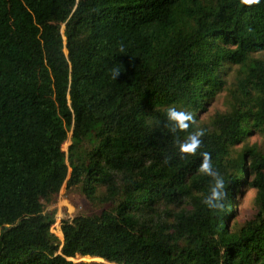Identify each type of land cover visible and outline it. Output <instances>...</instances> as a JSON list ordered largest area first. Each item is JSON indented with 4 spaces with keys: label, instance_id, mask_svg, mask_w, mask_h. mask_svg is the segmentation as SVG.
Masks as SVG:
<instances>
[{
    "label": "trees",
    "instance_id": "obj_1",
    "mask_svg": "<svg viewBox=\"0 0 264 264\" xmlns=\"http://www.w3.org/2000/svg\"><path fill=\"white\" fill-rule=\"evenodd\" d=\"M263 52L264 0H0V264H264ZM63 186L98 212L59 240Z\"/></svg>",
    "mask_w": 264,
    "mask_h": 264
},
{
    "label": "rangeland",
    "instance_id": "obj_2",
    "mask_svg": "<svg viewBox=\"0 0 264 264\" xmlns=\"http://www.w3.org/2000/svg\"><path fill=\"white\" fill-rule=\"evenodd\" d=\"M255 58L264 60V52L255 55ZM224 109V95H221L216 102L208 109L206 115L202 114L201 118L205 119L207 116L215 111H221ZM249 145L257 144L261 147L264 153V140L258 136H252L247 140ZM69 142L63 146V150L66 151ZM242 145H238L236 148H241ZM256 191L252 189H245L244 192L237 196L238 206L236 214V222L243 223L246 219H249L254 213V199ZM46 211L55 212V223L51 226L52 234L62 240L60 232V224L62 220L72 219L75 216H87L98 212L97 208L90 206V204L82 197L77 189L66 190L63 186L58 194L53 198L50 204L46 206Z\"/></svg>",
    "mask_w": 264,
    "mask_h": 264
},
{
    "label": "clouds",
    "instance_id": "obj_3",
    "mask_svg": "<svg viewBox=\"0 0 264 264\" xmlns=\"http://www.w3.org/2000/svg\"><path fill=\"white\" fill-rule=\"evenodd\" d=\"M120 73L119 69L112 70V78L114 79ZM166 119L172 123L174 128H186L188 127V122L192 120V117L189 113L178 112L175 108H169L166 113ZM203 135V130H198L190 134L187 138V141L182 144L181 149L190 148L195 150L200 145L199 137ZM202 162L200 165V170L206 175L212 176L215 178V182L212 185L209 194L204 198L203 203L209 209H223L224 204V181L219 175L213 170L209 163L208 153H202Z\"/></svg>",
    "mask_w": 264,
    "mask_h": 264
},
{
    "label": "built area",
    "instance_id": "obj_4",
    "mask_svg": "<svg viewBox=\"0 0 264 264\" xmlns=\"http://www.w3.org/2000/svg\"><path fill=\"white\" fill-rule=\"evenodd\" d=\"M51 232H52V230H51Z\"/></svg>",
    "mask_w": 264,
    "mask_h": 264
}]
</instances>
